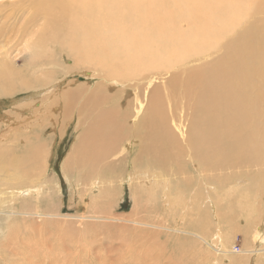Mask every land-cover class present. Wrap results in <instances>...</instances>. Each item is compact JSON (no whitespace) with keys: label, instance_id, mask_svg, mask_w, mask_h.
Listing matches in <instances>:
<instances>
[{"label":"bare ground","instance_id":"bare-ground-1","mask_svg":"<svg viewBox=\"0 0 264 264\" xmlns=\"http://www.w3.org/2000/svg\"><path fill=\"white\" fill-rule=\"evenodd\" d=\"M18 29L23 38L32 37L26 48L30 59L19 69L15 58L0 54V98H11L13 109L21 114L29 109L31 119L26 126L8 116L11 132L22 138L18 132L48 123L55 130L58 116L63 132L78 116L76 130L78 125L86 129L70 153L64 173L74 174L86 191H102L105 184L111 186L120 172L129 169L126 166H132L135 172L126 173L121 182L129 177L130 187L140 188L152 200L162 192L167 211L181 213L177 224L195 208L202 219V233L209 227L203 212L207 203L217 218L218 210L229 209L226 201L234 194L248 201L262 184L264 191V0H0V50ZM65 55L73 56L74 64L63 65ZM63 72L66 77L75 73L90 79L96 76V91L87 95L93 87L78 86L77 81L72 83L74 88L63 91L59 82ZM21 92L25 93L17 98ZM45 94L50 97L42 100ZM32 107L35 109L30 110ZM59 110L61 115H57ZM1 119L6 120L5 114L0 123ZM21 150L16 149V154L8 147L0 157V167H10L14 178L0 179V205L21 202L22 214L31 215L30 202L43 196L49 199L54 189L46 181V164L41 167V160L50 155L47 152L49 156H45L41 147L26 154ZM186 156L201 162L205 175L219 188L239 175L235 171L238 165L245 170L256 166L258 173L248 187H225L226 191L214 187L213 194L202 173L198 175L202 182L196 181L180 163ZM215 172L229 173L216 177ZM31 173L38 178L33 186L27 185ZM83 175L93 177L94 182L87 185ZM2 183L7 185L5 190ZM196 183L202 188L200 201L192 189ZM187 190L191 205L197 207L184 206L180 198ZM0 220L6 230L8 220L1 216ZM139 220L129 222L158 228ZM20 223L24 224L17 221L13 225ZM250 229L256 248L244 254L252 255L249 264H260L257 258L264 259V223L261 227L253 223ZM174 231L184 233L178 228ZM192 235L205 243L211 257L215 248L224 262L236 260L226 257L230 252L224 250L220 235L216 236L218 245L202 235ZM156 250L160 249L149 245L137 249L143 255ZM133 259L128 263L143 264ZM152 264L157 263L153 260ZM212 264L219 261L214 259Z\"/></svg>","mask_w":264,"mask_h":264},{"label":"rangeland","instance_id":"rangeland-1","mask_svg":"<svg viewBox=\"0 0 264 264\" xmlns=\"http://www.w3.org/2000/svg\"><path fill=\"white\" fill-rule=\"evenodd\" d=\"M19 33L18 29V31L11 36V39H9L10 42L8 41L9 43H6L4 47L1 48L0 54L2 56L7 54L11 58H15L18 65L17 67L22 69L30 59L31 52L27 51L26 48L32 37L29 35L23 38ZM61 59L63 65L67 66L68 64L67 67L74 64L73 61H75V58L73 60V56L71 55L62 56ZM64 72L59 79V82L63 83L61 84L63 91L66 89L69 90V87L74 88V85L78 82V86L93 87L89 92L86 90L87 95H89V93H92V91L94 92V88L98 86H96V84L99 83V79H96V76H92L90 79L89 76L87 77L84 73H81V75L75 73L66 77L64 76ZM73 82L76 83L72 85ZM24 93L25 92L19 93L17 98H20ZM51 94L53 95L54 92ZM46 95L47 94L43 95L42 100L50 97V94L47 95L48 97H46ZM10 99L9 97L0 98V108L2 109H0V117H4L5 114L6 118L5 121L1 119L2 124L0 123V128H2L0 132V145H3L0 146V157L2 158V153L8 147H11L16 154V149L18 148L22 149V154H26L33 147H35V149L41 147L45 156L50 155L41 160V167H43V164H46V181L50 183L51 186L53 184L52 188L54 189H52L51 196L47 197L49 199L43 196V199L41 198V200H37L36 202L33 201L36 203L35 205L33 202H30L32 207H29L31 209L28 210V213L31 215L22 214L23 211L20 208L21 202L15 206L14 203L11 205H0L1 212L3 211V213L0 212V216L2 219L8 220L7 225H9L6 230H4L3 227L6 225L0 220V264H129L130 262L128 263V261L134 260L133 258H138L143 264H152L153 260H155L157 264H159V262L160 264L161 262L162 264H170V262L171 264H212L214 259H217L219 264H228L230 262L228 261L226 263L222 260L224 259L223 256L216 255L215 251L217 249L215 248H212L210 251L215 257H211L207 252L209 250H206L208 248L205 246V243H202L203 241L194 237V235H192L193 233L202 235V237L210 243L216 242V245L220 242V239L216 238V236L220 235L225 242L223 244L225 247L224 250L230 252L226 257L234 258V260L236 259L235 261L237 262L232 261L233 264H249L252 255H245L244 251H252L256 248V244L250 238V225L255 223L256 226L258 225L261 227L264 223V191H261L263 184L257 194L255 193V197L248 201H241L237 194L229 197L226 201L227 204L230 205L229 209H226L227 211H222V209L221 211L218 210L217 218L208 209L207 203L203 212L206 214V223L209 221V227H207L205 233H202V231L199 230L202 219L197 215L195 208L188 210L189 213H187L188 215H186L185 220L180 223L181 225L177 224L176 221L182 220V218L179 220L181 213L170 214L169 211H167L166 201L163 199L162 192L160 196L152 200L149 196L143 195L140 188L136 190V188L130 187L129 177H127V180L121 182L124 176H126V173L130 172L132 174L135 172L132 166H126L129 169L117 175L118 181H116V179L113 183L114 185L110 184L111 186L106 187L107 184H105V188L103 187L104 189H102V191L99 190L96 194H91V191L88 189L86 191V189L82 188L81 185L77 183V178L74 174L69 172L68 175H66V173H64V166L68 163V158L71 155L70 153L73 151V148L79 141L78 139L86 129L85 126L82 128L78 125L79 130H76L75 126H77L76 124L80 120L78 116H75V120H73L71 124L69 123L66 125L67 129L65 128L63 132V127L60 123L62 122L61 116H56V121L59 119V126L55 127V130L52 123H48L43 128L31 125L30 127L32 128L26 131L23 130V132H18L24 136L21 138L19 134L14 135V132H11L12 128L8 124L7 119H9V116L10 119H16V121H18V119L22 120L27 126L26 121L31 119V117H28L29 113H27L29 109H26V113L23 114L15 111V108L13 109L12 106L14 104L10 103ZM31 109L33 110L35 108L32 107L30 110ZM59 114H62L61 110L57 112V115ZM6 126H9L10 130H8V128L4 129ZM14 127L17 126L14 124ZM10 132L11 134H9ZM6 134L9 135L7 136ZM27 136L31 137L28 138ZM47 152L49 155H47ZM45 160L47 163H45ZM180 163L190 171L192 177H194L196 181L198 179L202 182V179L198 177V175L202 173L206 182L210 184V192H213V194L215 193V190H213L214 187H218V189L225 191L229 188L242 189L248 187L249 180L255 173H258V168L256 166H250L245 170V166L238 165L235 171H238L239 175L232 179L230 183L219 188L207 173L205 175L201 162L193 158L189 159V157L186 156L182 158V162ZM193 163L196 167H193ZM228 173L215 172V175L216 177H224L225 174ZM261 173L264 175V167ZM170 174L172 175L173 173L171 172ZM82 177H84V181H86L87 185H91V183L94 182L93 177L84 175ZM0 179L13 181V173L10 167H0ZM262 182H264V179H262ZM36 184H38V178L34 173H31L27 185L33 186ZM6 187L7 185L2 183L1 189L5 190ZM109 187L112 188L110 189ZM192 189L195 190L193 193L196 192V196L198 197L197 200L200 201L202 198L200 183L199 186H197L196 183ZM133 191H136L135 198L133 196ZM189 192L190 190L185 191L180 199H183L185 207H197L196 205H191V200L187 198ZM99 193L102 194V196L99 195ZM203 193L206 195L204 185ZM103 194H106V196ZM33 199H36L35 194ZM258 201L260 202L257 203ZM203 212L200 213L202 217L204 216ZM51 215L54 217H51ZM81 217L83 218L81 219ZM92 217H94V219ZM96 217L115 220L106 221ZM138 220L143 221L145 224H153V226L158 225V228L140 227L138 225L136 227L135 224L129 222ZM228 220L229 222H227ZM17 221H22L24 224L20 223L16 226L13 225ZM224 222L226 224H224ZM159 223L164 226V228H159L161 226ZM175 228L182 230L184 233H176L174 231ZM241 230H243L244 233ZM185 232L190 234H186ZM135 239L138 240L136 241ZM132 242L134 245H132ZM148 245L160 250H156V253L149 252L146 255L138 253L137 249ZM131 246H133V250H131ZM161 254H163L164 258H161ZM124 255H127V258ZM118 257L121 258L119 259ZM261 259L262 258L258 257L257 262L264 264V259ZM229 264H231V262Z\"/></svg>","mask_w":264,"mask_h":264}]
</instances>
